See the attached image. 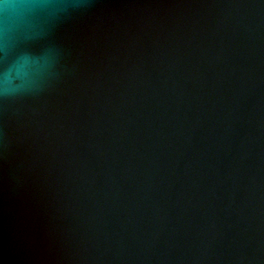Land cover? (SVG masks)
<instances>
[{"label":"water","instance_id":"obj_1","mask_svg":"<svg viewBox=\"0 0 264 264\" xmlns=\"http://www.w3.org/2000/svg\"><path fill=\"white\" fill-rule=\"evenodd\" d=\"M0 264H264V0H0Z\"/></svg>","mask_w":264,"mask_h":264}]
</instances>
